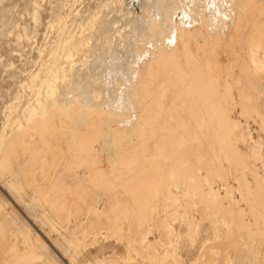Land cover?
<instances>
[{
  "label": "bare ground",
  "instance_id": "1",
  "mask_svg": "<svg viewBox=\"0 0 264 264\" xmlns=\"http://www.w3.org/2000/svg\"><path fill=\"white\" fill-rule=\"evenodd\" d=\"M126 2L104 0L75 21L73 34L63 40L52 63L31 77V96L21 114L15 107L7 115L10 133L0 141V176L18 181V171L32 168L35 181H92L95 186V181H133L128 187L156 181L146 188L142 184L152 192L158 190L157 181L165 184L182 174L185 196L192 200L197 195L199 201L193 207L186 200L187 210L201 208L202 218L213 217L217 238H223L225 229L245 230L247 243L245 237L238 243L247 244L241 264H264V168L260 171L256 163L264 160V142L242 124V119H252L264 132V22L255 19L264 17V0H142L140 13ZM250 19L258 25L247 24ZM240 36L246 38L242 49L233 45ZM228 48L234 54L220 59ZM236 108L242 115L234 116ZM38 169L46 173L41 176ZM110 182H104L108 193L119 195ZM166 186L176 200L178 191ZM60 188L35 186L28 207H43L45 194L66 196ZM142 188L126 190L132 196ZM85 190L83 185L80 191ZM120 218L113 222L122 224ZM12 221L0 215L1 228ZM209 244L200 252L203 261ZM30 253L12 248L1 264H22L33 259Z\"/></svg>",
  "mask_w": 264,
  "mask_h": 264
},
{
  "label": "rangeland",
  "instance_id": "2",
  "mask_svg": "<svg viewBox=\"0 0 264 264\" xmlns=\"http://www.w3.org/2000/svg\"><path fill=\"white\" fill-rule=\"evenodd\" d=\"M103 1L104 0H0V141L3 136H8L10 133L9 128L5 126L10 109L16 107L17 114H21L22 109L31 96L29 90L31 77L41 69L40 67L52 63L63 40L67 38V36L73 34L71 33L72 29L75 27L73 23L75 21L76 23L82 21L85 16L90 14L89 10L92 12ZM191 1L192 0H184L186 3H190ZM141 2L142 0H127L126 5L136 13H140ZM65 3L68 5H65ZM263 18L258 16L255 19L263 25ZM253 21V19H250L247 24H254L252 23ZM254 25L258 24L255 23ZM199 30V32H202L203 28L199 27ZM197 39L199 43L201 39L198 34ZM245 42L246 38L240 36L238 41L233 45H236L238 49H242L243 43ZM218 50L220 51L221 48ZM259 51L260 50H256V56H260ZM223 52L220 59L228 58L234 54L230 48L225 49ZM244 53V50L240 51V54ZM261 109L264 110V103ZM234 113L235 117L242 115L238 108L235 109ZM244 121H247V124ZM254 123L255 121L252 119H249V121L242 119L244 129L247 128L246 130L248 132L250 130L254 139L263 138L264 142V132H261L259 125H256V123L254 125ZM254 130L255 132H253ZM102 133L104 132L99 131L98 134L102 136L110 134L103 135ZM261 161L256 162L260 171L264 168L261 167L264 165V160L263 162ZM32 170L31 168L25 169L24 171L22 170L23 172L18 171L20 174V179L18 181H11L9 176H5L4 178L0 176V204L2 205L0 207V215L1 218L9 215V217L13 219L12 223H7L4 225V228L0 227V264L4 260L2 255L9 253L12 248L19 253L27 254L31 252L30 255L33 256V259L29 260V258H25L26 260L22 261V264H27V262L30 261L33 262L31 264H203L205 260L207 262V258L208 264L211 262L212 264H214V262L215 264L243 263L245 255L243 246L247 245L246 241L249 238L246 231H243L242 228L234 227L235 230H231L233 234H231V231L230 233L228 232L232 235L231 237L233 239L240 237L239 241H232V238L229 239V234L226 232V229L223 230L226 233L220 231L223 238L225 237L227 239L228 237V240L221 241L222 244L220 243V247L218 242L223 238L218 237V240L214 235L215 226H213V228L211 227L214 225L213 217H208L209 220L207 218L205 219V217L202 218L203 213H201V208H199L200 210L196 208L192 209L193 211L190 210L194 218L189 215L190 212L187 210L186 202L190 200L189 204H187L190 206V203H192L191 206L195 207L194 202L197 204L199 201L197 195L191 197L192 200L188 195H186L188 199L186 198V190L185 187H183L185 181L182 179V174L177 177H169L164 181L166 185L171 186L172 191H178L179 196L175 200L176 195L170 197L167 193L169 192V186L167 187L162 182L159 184L160 181H157L160 187L157 186L159 193L158 190L153 188L152 192H154V194L144 191L142 184L146 182L147 184H143H146V188L148 184L156 181H143L140 183L141 185L138 184L140 181H135L136 184H132L131 187L128 186L129 183L133 181H129V183L128 181H124V183L119 181L122 187L119 186L120 184L118 181H99V183L95 181L97 184L96 187L92 181H87L89 183L86 181L72 180L35 181L33 172L31 173ZM183 171L184 170H180L179 172L183 173ZM36 173L42 176L46 173V169H38ZM231 181L236 182V180ZM104 182L114 183L115 186L113 185V187L116 192L117 190L119 191V195H117L121 196V198L117 195L111 196L108 193V186H106ZM177 184L178 188L176 189L175 186ZM83 185L84 190L86 189L87 191L81 192L80 190L83 188ZM136 185L137 187H135ZM35 186H39L48 191L52 186L57 187L59 190L61 189L60 187H62L66 190L67 195L62 197L60 194L53 196L45 194L46 197L44 196V198H42L45 199L46 202H43L45 211L42 209L43 207L40 206L31 210L28 204L32 202ZM12 187L15 188V190H13ZM140 187H143L141 190L144 191H142L144 196L141 194L142 192L139 191H137L138 193L136 192L137 195L134 194L131 196L127 191L130 188L137 190V188L140 189ZM60 192H62V190ZM123 192L126 193L125 196H122L124 194ZM145 192L147 193L145 194ZM138 194H140V196ZM109 195L112 198H109ZM154 195H156L155 198H153ZM37 196L38 195H36V197ZM117 197L119 199H117ZM38 198L41 199L39 196ZM137 198L139 203L137 202ZM51 204L52 206L50 207ZM63 204H65V207ZM113 205L116 206L117 210H120L123 217L118 211L116 212L113 210L115 207H113ZM142 205L146 207V210L143 209L141 210L142 212L139 211L140 214L137 209L142 207ZM199 205L200 203H198L196 207ZM130 206L133 209L135 206L139 207L133 210ZM122 207H130L133 212L130 214V209L129 212L121 211L123 210ZM44 213L48 215L47 218L41 217ZM116 213H118L121 216L120 219L125 222L123 221L122 224L121 222H113L117 217H120ZM131 217L134 221H131ZM194 221H196V223ZM126 223L127 225H125ZM142 224L144 226H142ZM236 228H238V231H236ZM132 229L134 230L133 233ZM129 232L130 235L128 234ZM144 233L146 236L142 237ZM239 233L243 236H240ZM164 234H167L165 235L167 237H165ZM257 238L260 239L259 237L255 239ZM243 239L246 243L244 245H238L239 242L242 243L244 241ZM207 241L210 243L209 245H211V247H214L211 249L209 246L207 258L204 257L205 260L203 261L200 255L203 251L204 244L208 243ZM254 242L256 244L257 240H254ZM255 244L253 243L254 246ZM256 245L258 248L261 247V243H257ZM149 246L150 248H148ZM212 250L215 251L212 252ZM151 253L155 255L153 256ZM218 254L221 255L218 256ZM214 255L217 259L212 258L215 257ZM218 257L220 258L218 259ZM262 261H264V259H262ZM252 263L256 264L255 261Z\"/></svg>",
  "mask_w": 264,
  "mask_h": 264
}]
</instances>
